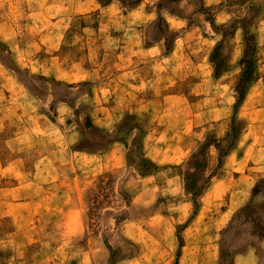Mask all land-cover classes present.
I'll return each mask as SVG.
<instances>
[{
	"label": "rangeland",
	"instance_id": "obj_1",
	"mask_svg": "<svg viewBox=\"0 0 264 264\" xmlns=\"http://www.w3.org/2000/svg\"><path fill=\"white\" fill-rule=\"evenodd\" d=\"M110 2L118 6L105 8ZM144 4L151 9L150 18H145L147 22L141 18L137 21L150 44L160 41L165 66L172 70L177 63V77L183 78L177 90L191 92L193 98L209 91V99L200 102L198 109L222 106L223 111L211 110L199 118L201 124L187 140L191 152L177 169L182 174L183 195L177 194L165 204V209L176 213L172 243L162 239L165 224L160 226L157 219L151 226L155 231L149 232L148 259L141 264H159L163 256L167 264H235V254L254 245L257 264H264V239L251 236L258 215L253 211L241 213L249 204L264 202V176L254 183L248 201L226 214L222 211L228 196L219 197L214 188L209 189L224 174L225 158L235 151L250 115H257L259 121L264 114L258 109L263 102L254 99L264 87V0H0V110L9 104L18 111L16 116L10 112L12 129L22 130L34 123L39 127L36 140L14 153L4 147L11 144V137L0 127V157L18 153L30 162L45 150V145L50 147L59 141L77 145L82 152L107 142L108 134L90 128L89 109L93 103L84 95L95 74L84 63L89 66L95 61L96 31L108 24V20L101 23L102 18L116 15L112 25L120 31L128 10ZM171 15L182 17L185 24L170 22L171 28L167 20ZM187 28L198 32L194 46L188 47L191 42L184 41L177 55L169 56L175 36ZM47 30L53 41L51 49L56 51V63L51 68L50 64L46 68L42 50ZM197 62L202 65L197 71L185 68ZM179 64L183 66L179 68ZM212 67L214 78L222 76L220 80L214 79L208 86L189 84L197 77L194 75L202 77L200 74ZM11 79L21 84L16 86L19 92L13 91ZM63 82L69 87L62 86ZM172 88L167 86L165 93ZM8 92L14 96L11 98ZM64 98L71 99V110L64 114L67 121L62 124L56 119L57 102ZM176 104L172 99L165 101L170 108ZM221 115L224 119L217 121ZM130 123L131 119L126 118L115 134L121 138ZM60 125L75 128L74 132L65 136L66 129ZM139 140L138 135L131 144L128 169L121 168L114 176H98L84 190L79 214L61 213L56 207L49 210L47 204L13 205V193L7 188L19 178L0 168V264H117L121 258L135 254L140 247L121 234V226L130 214V195L120 181L114 180L128 172L134 174L132 168L139 172L153 168L142 156ZM22 168L24 177L20 178L30 177L33 166ZM26 190L27 200H31V190ZM163 200L159 197L157 206Z\"/></svg>",
	"mask_w": 264,
	"mask_h": 264
},
{
	"label": "crops",
	"instance_id": "obj_2",
	"mask_svg": "<svg viewBox=\"0 0 264 264\" xmlns=\"http://www.w3.org/2000/svg\"><path fill=\"white\" fill-rule=\"evenodd\" d=\"M116 6H118L116 3L110 2L104 7L116 8ZM150 11L151 9L145 4L129 9L124 15L126 19L120 31L113 29L112 20L116 15H110L109 19L102 18L100 22L108 20V24L107 28L100 25L96 31L98 45L95 46V51H97L94 55L95 61L89 66L84 63V67L95 74L89 91L84 95L92 99L93 103L89 109L90 128L99 131L102 135L108 134L107 142L94 145L92 150L82 152L83 150L77 145H71V143L64 145L63 141H59L56 144L52 143L55 145H50V147L45 145V150L33 156L30 162L18 153L0 157V168L19 178V182L7 188L13 193V205L32 203L38 207L47 204L49 210L51 207H56L61 208V213L79 214L83 208V192L93 184L98 176L106 173L114 176L119 171L121 172V168L126 170L130 167V147L139 135V148L142 156L153 168L144 172L132 168L134 174L125 173L122 178L120 175L114 183L120 181L124 190L130 195L128 204L130 214L121 226V234L140 248L135 254L121 258L117 264H141L143 260L148 259V247L151 245L148 243L151 238L149 232L155 231V227L151 228V226H155L157 219L161 222L160 226L165 224L164 228L162 227L164 233L162 239H167L168 241L165 242L167 244L172 243L176 213L165 209V204L177 197V194L183 195L182 174L177 169L182 167L184 160L191 152L192 147L190 148L187 144V140L201 124L199 118L209 115L211 110L223 111L222 106L214 109L203 107L198 109L197 105L200 102L209 99V91L200 95L199 98L198 96L193 98L190 97L191 92L177 90V85H181L183 80L182 77H177V63H174L172 70L165 66L163 63L164 49L160 41L150 44L145 31L137 21L141 18L147 22L145 18H150L148 17ZM167 20L173 29L170 22L177 23V26L184 25L186 22L177 15H171L167 17ZM49 21L53 22L54 18ZM50 34L49 30L46 35L44 34L46 40L42 47L45 53L46 68L49 64L51 68L56 63V51L51 49L54 47ZM196 34L198 32L192 28L181 30L175 36L169 56L177 55V50L181 48L184 41L191 42L188 47L194 46L192 42L195 43ZM59 47H61L60 44L57 48ZM189 57L193 62L191 56ZM178 66L181 68L183 65ZM201 66L197 62L185 68L197 71ZM226 66L228 67V64ZM213 70L212 67L211 71L200 72L202 77L194 75L197 77L190 78L189 84L208 86L214 79L220 80L222 76L214 78ZM11 81L15 86L13 91L19 92L17 88L21 84L16 80L11 79ZM61 85L68 86L64 82ZM167 86L174 88L171 92L165 93ZM260 89L254 99L257 98L263 102L258 109L264 111V87ZM6 95L5 91V97ZM8 95L11 98L14 96L11 93ZM1 96L0 93V98ZM248 96H250L249 92L245 97L248 98ZM166 99H172L177 104L173 108L167 107L165 106ZM135 101L138 102L135 103ZM180 102L185 104L182 105ZM134 104L133 109L131 107ZM70 106L71 99H58L59 114L56 119L62 124L67 121V116L64 114L69 109L71 110ZM3 108V111L0 110V127L3 131L6 130V133L9 132L11 137L9 140L11 144L4 145V147L13 153L21 152L25 146L30 144L29 142L36 140L38 133L35 132H39V127L34 123L28 128L25 125V129L22 130L12 129L10 112L13 111V116H16L18 111L9 104L3 105ZM224 116L221 115L217 121L223 120ZM128 117L131 123L123 132L125 137L119 138L114 131ZM250 117L251 120L246 121L245 128L239 136L235 151L230 152L225 158L224 174L209 188L210 190L214 188L219 197L228 196L227 207L223 209V214L233 212L236 208L243 206L252 194L254 183L264 176V114L259 121H256L257 115L251 114ZM44 123L47 122L44 121ZM61 128L66 129L65 136H68L70 131L74 132L75 129L70 130L65 126ZM74 142L77 144L76 141ZM72 149L74 150L73 155H71ZM25 165L33 166V170L30 172V177L22 179L20 177H24L25 170L22 167ZM26 188L31 190L29 194L31 200H27L29 190ZM40 189L44 193H41ZM159 197L164 200L157 206ZM44 198L45 200L41 201ZM234 262L235 264H257V246H249L245 251L235 254ZM167 263V257L164 256L159 261V264Z\"/></svg>",
	"mask_w": 264,
	"mask_h": 264
},
{
	"label": "trees",
	"instance_id": "obj_3",
	"mask_svg": "<svg viewBox=\"0 0 264 264\" xmlns=\"http://www.w3.org/2000/svg\"><path fill=\"white\" fill-rule=\"evenodd\" d=\"M250 211L258 215L256 216L257 221H254L255 227L251 236L264 239V202L262 204H249L242 209L241 213H249Z\"/></svg>",
	"mask_w": 264,
	"mask_h": 264
}]
</instances>
